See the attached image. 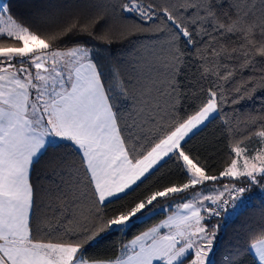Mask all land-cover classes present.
Wrapping results in <instances>:
<instances>
[{
	"label": "snow or ice",
	"instance_id": "6c2138e0",
	"mask_svg": "<svg viewBox=\"0 0 264 264\" xmlns=\"http://www.w3.org/2000/svg\"><path fill=\"white\" fill-rule=\"evenodd\" d=\"M12 3L0 0V264H216L222 223L264 194V116L217 165L188 145L218 118L233 131L221 114L264 87V0H44L27 17ZM109 19L138 46L106 73L92 41L115 42ZM169 162L176 179L127 200ZM157 209L115 255H89ZM233 247L227 264H264V221Z\"/></svg>",
	"mask_w": 264,
	"mask_h": 264
},
{
	"label": "trees",
	"instance_id": "16d2710c",
	"mask_svg": "<svg viewBox=\"0 0 264 264\" xmlns=\"http://www.w3.org/2000/svg\"><path fill=\"white\" fill-rule=\"evenodd\" d=\"M8 3V0H4ZM44 0H13L12 13L17 17H27L36 7L40 6ZM79 2L88 4L92 2L115 3L116 0H69V3ZM110 11V10H109ZM118 15V14H117ZM103 23V22H102ZM107 27H110L115 35V42L108 46L107 44H97L96 58L102 65L103 70L108 73L118 62H123L131 58V53L138 46L137 38L132 37L126 40L120 37L119 22L109 19ZM100 26H98V30ZM142 43H148L143 41ZM264 97V87L258 85V91L251 100H244L241 103L230 106L226 109V113L231 120L233 131H228L222 122V119H215L203 127L191 140L188 147L194 153H198L202 158L208 160L210 164L217 165L227 158L228 137L235 135L237 139L243 137L250 124L249 117L264 116V100L258 99ZM250 142L251 147H258L255 138L245 140ZM219 169L216 168L215 171ZM39 178V179H38ZM33 179L38 184H43L42 170L38 167L33 174ZM176 179L175 165L169 162L164 168L156 173L149 181L142 185L136 192L132 193L127 200L130 202L137 197L143 195L149 188L153 187L157 182L168 183L170 180ZM248 197L244 206L236 215L230 216L227 223H222L221 235L216 247V256L214 257L216 264H227V260L231 259L230 253L235 251L234 245L243 247L246 234L258 222L264 221V194L259 193L258 189H253L251 193L246 194ZM168 202H163L162 206L167 207ZM164 216L159 209L150 215L142 217L136 222V226L132 227L126 234L124 232L114 233L108 237L101 245L93 247L89 250V255H106L113 256L122 244H125L130 238L145 230L147 227L155 224ZM216 221H213L215 223ZM245 264H248L249 257L245 256Z\"/></svg>",
	"mask_w": 264,
	"mask_h": 264
},
{
	"label": "rangeland",
	"instance_id": "374dc122",
	"mask_svg": "<svg viewBox=\"0 0 264 264\" xmlns=\"http://www.w3.org/2000/svg\"><path fill=\"white\" fill-rule=\"evenodd\" d=\"M2 2L5 3L4 0H2ZM246 144L248 145L249 148L251 147L250 142H246Z\"/></svg>",
	"mask_w": 264,
	"mask_h": 264
},
{
	"label": "crops",
	"instance_id": "0c3cea01",
	"mask_svg": "<svg viewBox=\"0 0 264 264\" xmlns=\"http://www.w3.org/2000/svg\"><path fill=\"white\" fill-rule=\"evenodd\" d=\"M163 218H164V216H163L161 219H163ZM161 219H160V220H161ZM160 220H158L156 223H158ZM156 223H155V224H156ZM151 226H152V225H151ZM133 237H134V236H133ZM133 237H132V238H133ZM132 238H130L129 240H131ZM129 240H128V241H129ZM128 241H127V242H128ZM127 242H126V243H127Z\"/></svg>",
	"mask_w": 264,
	"mask_h": 264
},
{
	"label": "built area",
	"instance_id": "2783aa9c",
	"mask_svg": "<svg viewBox=\"0 0 264 264\" xmlns=\"http://www.w3.org/2000/svg\"><path fill=\"white\" fill-rule=\"evenodd\" d=\"M245 204V203H244ZM244 204L239 208V209H237V212L244 206Z\"/></svg>",
	"mask_w": 264,
	"mask_h": 264
},
{
	"label": "bare ground",
	"instance_id": "6f19581e",
	"mask_svg": "<svg viewBox=\"0 0 264 264\" xmlns=\"http://www.w3.org/2000/svg\"><path fill=\"white\" fill-rule=\"evenodd\" d=\"M233 216V215H232Z\"/></svg>",
	"mask_w": 264,
	"mask_h": 264
}]
</instances>
